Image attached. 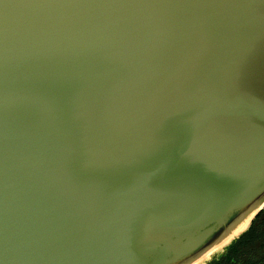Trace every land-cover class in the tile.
<instances>
[{"label": "water", "instance_id": "obj_1", "mask_svg": "<svg viewBox=\"0 0 264 264\" xmlns=\"http://www.w3.org/2000/svg\"><path fill=\"white\" fill-rule=\"evenodd\" d=\"M263 208L264 0H0V264H207Z\"/></svg>", "mask_w": 264, "mask_h": 264}, {"label": "trees", "instance_id": "obj_2", "mask_svg": "<svg viewBox=\"0 0 264 264\" xmlns=\"http://www.w3.org/2000/svg\"><path fill=\"white\" fill-rule=\"evenodd\" d=\"M211 259V264H264V208L245 232Z\"/></svg>", "mask_w": 264, "mask_h": 264}, {"label": "bare ground", "instance_id": "obj_3", "mask_svg": "<svg viewBox=\"0 0 264 264\" xmlns=\"http://www.w3.org/2000/svg\"><path fill=\"white\" fill-rule=\"evenodd\" d=\"M247 218H248V216L245 218V219H243V221H240L239 223H237L236 224V226H234V227H231L224 235H225V238L227 237L228 239L234 234V233H236L237 231H239L242 227H243V225L245 224V222L247 221ZM226 238V239H227ZM226 239H224V240H226ZM223 240V241H224ZM222 241V242H223Z\"/></svg>", "mask_w": 264, "mask_h": 264}, {"label": "flooded vegetation", "instance_id": "obj_4", "mask_svg": "<svg viewBox=\"0 0 264 264\" xmlns=\"http://www.w3.org/2000/svg\"><path fill=\"white\" fill-rule=\"evenodd\" d=\"M259 243H260V242H258V241L255 242V244H258V247H259ZM258 247H257V248H258ZM211 260H212V259H211ZM211 260H210V261H211ZM210 261L208 262V264L210 263ZM210 264H211V263H210Z\"/></svg>", "mask_w": 264, "mask_h": 264}, {"label": "rangeland", "instance_id": "obj_5", "mask_svg": "<svg viewBox=\"0 0 264 264\" xmlns=\"http://www.w3.org/2000/svg\"><path fill=\"white\" fill-rule=\"evenodd\" d=\"M210 257H212V256L210 255ZM205 262H207V260Z\"/></svg>", "mask_w": 264, "mask_h": 264}]
</instances>
